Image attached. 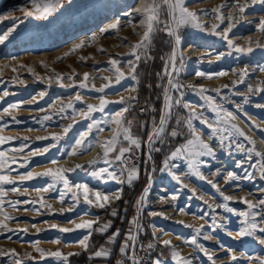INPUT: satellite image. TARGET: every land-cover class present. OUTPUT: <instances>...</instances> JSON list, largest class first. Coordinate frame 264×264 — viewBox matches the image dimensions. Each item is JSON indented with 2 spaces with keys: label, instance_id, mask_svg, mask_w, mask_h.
I'll list each match as a JSON object with an SVG mask.
<instances>
[{
  "label": "rangeland",
  "instance_id": "1",
  "mask_svg": "<svg viewBox=\"0 0 264 264\" xmlns=\"http://www.w3.org/2000/svg\"><path fill=\"white\" fill-rule=\"evenodd\" d=\"M41 2L47 3L48 0ZM146 2L150 0H72L71 4L69 0H61L63 7L53 12L48 20H37L34 17L26 18L24 12L20 10L24 8L33 10L30 0H0V17H4L0 19V35H4L9 29L13 30L8 39L0 43V97H3L0 99V137L13 138L0 145V151L4 152L7 161L5 167L0 169V175H8L15 180L18 175L28 171L36 174L48 169L73 168L75 171L66 173L71 184H86L90 189L120 195L119 199H113L106 207L99 208L85 204L82 194L80 202L74 204L70 192L61 202L60 192L64 191L62 184H57L55 189L48 192L37 193L36 189L45 188L52 183L47 177L23 182L16 180L15 185H4L8 194L0 197L2 201L0 221L8 227L0 228V252L8 255H0V264H14L17 259L23 264H63L54 257L40 260V254L35 250L37 246L45 252L59 250L68 256L67 264H74L73 257L85 251L92 252L97 239L100 238L104 241L98 250L103 246L111 252L108 257H112L113 248L119 237L121 244L117 262L120 264H132L130 259L132 252L137 257L136 264L144 262L154 264L157 259L161 260L162 264H176L171 258L173 250L190 259L192 264H213L203 251L186 242L191 241L194 236L197 242L212 254L215 264H260V261L264 260V245L260 244L258 239L240 238L236 235L242 227L243 219L237 213L246 210V205L240 201L244 198L252 201L264 199V178H261L258 168L249 167V163H256L255 156L251 162L247 161L246 154L237 151L235 144H232L231 148L225 147L221 150L218 138L209 139L211 129L194 120L196 134L216 151L215 159L200 157L201 160L208 162L200 169L205 179L193 175L188 167V161L183 159L174 161L179 167L172 169L181 177L180 183L174 180L168 171H161L171 151L186 143L187 139H191L187 125H177L176 122L177 116L188 115L189 109L183 108L184 103L191 105L197 114L203 113L201 118H207L215 125V113L208 107V101L199 94L201 88L208 90L205 96L213 97L219 108L235 115L236 119L231 123L255 142L256 151L264 153V91H255L257 88L264 89V71H261V68H264V46H256L257 43L264 45V33L258 29L259 21L264 19V4H253L252 0H239L240 5H248L241 14L236 0H187L190 10L199 13V21L205 31L200 32L190 26L180 29L182 43L179 52L184 57V64L181 66L177 58V71L173 77L174 82L178 81L184 87L179 90L171 89L169 95L173 102L180 99L181 105L173 103V114L165 126V133L162 134V139L154 140L151 145L152 159L148 160L150 151L148 136L153 130L154 122L156 125L159 124L164 109V89L169 87L165 64L173 48V38L163 30L153 34L151 46L147 50L148 58L142 56L136 69L137 79L132 80L128 75L130 69L126 61L133 59L129 55L131 45L140 40L145 30L139 24L141 17L133 13V10ZM217 7L224 17L232 16L233 22L238 21L229 33V39L236 47L245 49L251 47L252 52H236L235 48L230 49L227 46V41L209 34L214 24L220 25L217 29L219 32L229 23L227 19L223 23L216 19V13L211 10ZM201 9L206 10L207 15L200 13ZM125 13L133 15L128 17L124 15ZM117 18L121 19L117 30L101 33V29ZM166 18L165 10L161 12V20ZM129 19L132 23H127ZM160 27L163 28V24ZM81 43L80 48L73 50L76 44ZM160 46L164 52L158 56ZM221 53L224 55L217 59ZM110 59L120 61L118 66L126 74V78L120 84H115ZM155 61L162 65L161 70L153 68ZM152 68V73L158 81V90L154 97L150 95L143 97V76L146 73L152 74ZM245 70L248 75L241 83L240 74ZM197 71L227 74L208 78L197 76ZM85 72L90 74L89 80L85 82L88 88H81L80 83ZM58 76L60 79H57ZM109 80L112 81V85L106 88L104 93L92 89V85L100 88ZM145 86L155 91L151 83ZM249 87L254 91L249 92ZM5 92L8 93L7 96H4ZM78 95L80 100L76 99ZM101 95L108 101H118L121 97L125 99L129 107L125 116L127 120L132 121L131 135L141 141L140 148H133L132 152L125 154L126 163L115 162L116 153L109 154L108 159L113 162V168L117 170L118 177L124 181L123 183L116 181L105 183L97 180L91 176L93 169L89 164L81 163L79 165L82 167L76 168L77 164L72 162L75 156L91 154L101 134L104 136L112 130L111 135L102 138V142L113 136L116 127L114 124L109 121L105 130L97 133L95 122L104 127L103 122L125 105L109 103L103 113L99 111L91 113L89 118L82 115L87 113V105L99 106ZM133 97L135 99L130 100ZM14 104L20 106L9 107ZM5 108H9L8 113H4ZM89 124L94 125L91 132L88 130ZM69 125L71 128L65 133L64 130ZM173 129L180 135L172 137L170 133ZM81 134H86L88 143L84 145L85 150L72 154L73 148L76 147L75 141ZM224 135L227 136L228 133L225 132ZM41 137L45 139H40ZM54 137L60 139L55 140ZM236 140L245 147H250L243 137H236ZM225 144H228L227 140ZM121 146L128 147L129 143L121 138L117 148ZM20 148L23 150L17 151ZM44 148H48V151L42 152ZM37 150H41L42 154L32 155ZM93 156L95 159L101 158L95 168L105 167L103 149ZM53 160L56 161L55 164L52 163ZM240 160L245 162L238 168L236 163ZM67 161L71 163L70 166L63 164ZM133 167L138 175L129 184L128 170ZM122 168L124 173L121 176ZM218 169L221 175L215 174ZM244 169L253 173L252 179H243ZM228 171L235 172L241 179L226 184L224 176ZM209 180L219 186L220 192L233 197V200L227 202L233 212L217 207L225 201L220 192L208 183ZM13 186L19 187L20 191H10ZM145 188H148L146 194ZM73 191L76 189L73 188ZM141 195H145V200L142 205H138ZM41 198L51 207H42ZM25 200L35 203L25 204L23 203ZM16 201L21 203L15 204ZM69 208L72 210L68 211ZM61 209L64 211L61 212ZM113 211L116 212L115 216L112 215ZM128 211L129 218L125 219ZM5 215L14 219L5 220ZM78 217L96 221L91 230L84 229L85 233L89 231L92 233L87 250L83 247L78 250L67 248L77 243L82 230L70 233L58 231V228H75L73 222H82L77 220ZM134 220L138 221V226L133 223ZM256 221L260 227H264L260 216L256 217ZM67 222L72 224L67 225ZM108 223L111 227L105 232H100L99 229ZM53 224L58 228H51ZM8 229H27V232ZM117 229L120 230V235L114 242H109V237ZM130 229L136 240L134 244L129 242V248L122 254L120 248ZM197 229L200 230L199 234ZM261 235L257 230L256 237ZM205 236H210L211 239H205ZM58 238L60 242L55 243ZM163 240H170L171 245L165 247ZM35 242H38V245ZM149 244L153 246L149 248ZM13 251L16 253L15 256L11 255ZM94 252L90 253L91 257H95ZM70 253L72 255H69ZM233 254L237 257L235 261L231 260ZM29 255L35 259H27Z\"/></svg>",
  "mask_w": 264,
  "mask_h": 264
},
{
  "label": "snow or ice",
  "instance_id": "2",
  "mask_svg": "<svg viewBox=\"0 0 264 264\" xmlns=\"http://www.w3.org/2000/svg\"><path fill=\"white\" fill-rule=\"evenodd\" d=\"M32 4L33 10H28L26 8L20 9L24 12V16L27 17H34L37 20H48L49 16L53 14V12L58 11L61 7H63V4L61 3V0H55L53 3L52 0H48L47 3H42L41 0H30ZM69 3H72V0H69ZM253 4L260 3L264 4V0H252ZM236 4L238 6V11L243 14L245 12L247 4L240 5L239 0H236ZM166 10V19L161 20V12ZM213 13H216V19L219 20L221 23L225 19L229 21L227 26L222 29L221 31H217V29L220 27L219 24H214L212 26L211 31L209 32L210 35L213 36H219L222 40L227 41V46L231 48H235L236 52H252V48L248 47L247 49L236 47V45L233 43L232 40L229 39V33L232 32L233 28L236 26V23L238 21L233 22V17L228 16L224 17L221 13V10L219 7L213 8L211 10ZM133 13L139 15L141 19L139 20V24L145 29L143 34L140 36V40L131 45V52L129 55L133 57V59H129L126 61L130 71L128 75L131 77L132 80L137 79L136 75V69L137 65L140 62L142 56L147 59L148 58V49L151 46L152 36L157 31H166L167 34L173 38V48L171 51V54L168 58V62L165 64V75L169 77L168 79V88L164 89V109L162 111V114L159 119V124L156 125L155 122L153 124V130L148 136V144L150 146V151L148 155V160L152 159L151 156V145L153 144L154 140L156 139H162V134L165 133V126L168 123V120L172 117V109H173V103L175 105H181V100L176 99L173 102V98L169 95V92L171 89L179 90L181 87H184L181 85L178 81L174 82L173 74L177 71L176 68V62L177 58H179V63L181 66L184 64V57L179 52V46L182 43V35L180 32V29L190 26L195 30H198L200 32H204L205 28L199 21V13L197 11L190 10V8L187 6V0H150V2H146L142 4L140 7H137L133 10ZM133 13H125L124 15L131 17ZM200 13H203L204 15H207V11L201 9ZM4 17H0V19H3ZM127 23H132L131 19L127 21ZM121 24V19L117 18L113 23L109 24L107 27L101 29V33L109 32L110 30H117ZM163 24V28L160 27V25ZM258 29L261 33H264V19H261L258 24ZM12 29H9L8 32H6L4 35H0V43H3L5 40L8 39V36L11 35ZM82 46L81 44H76L73 48L75 50L76 48H80ZM257 47H262L264 45H261L257 43ZM68 53H65L67 55ZM231 55V53H228ZM224 54L221 53L217 56V59H220ZM111 65V70L115 74V84H120L121 81H123L126 78V74L121 71L120 67L118 66L120 64V61L116 59H110L109 61ZM169 68H171V71H169ZM261 71H264V68H261ZM225 72H204V71H197L196 75L199 77L207 76L208 78H212V76H221L226 75ZM247 71H243L240 74V82H243V79L245 76H247ZM90 78V74L85 72L83 74V80L80 83L81 88H88V84L85 83ZM57 79H60L58 76ZM112 85V81L109 80L108 83H106L103 87L96 88L95 85H92V89H94L96 92L104 93L105 89L110 87ZM249 92L254 91L251 87H249ZM207 89L201 88L199 91V94L208 101V107L211 108L212 112L215 113V125L213 123H210L207 118H201L203 116V113L197 114L194 108L189 105L188 103H184L182 106L185 109H189L188 115L186 117H180L177 116V125H187L188 128V135L191 136V139H187L186 143L181 144L179 147H176L173 151H171L170 156L165 159L164 166L161 168V171H168L171 177L176 180L178 183L181 182V177L176 174V172L172 171L173 168L179 167L177 163H174V161L179 160H187L188 161V167L191 170L193 175L198 176L200 179H205L203 173L201 172V166L207 164V161L201 160L200 157H211L212 159L216 158V151L213 149V147L206 143L200 135H197L196 128L193 124L194 120H198L201 125H206L209 129H211V132L209 133V139L218 138L219 140V146L220 149L223 150L225 147L231 148L232 144H235V149L237 151L243 152L246 154L247 161L251 162L253 159V156L257 158L256 163L252 164L249 163V167L252 169L258 168L261 178H264V153H261L259 151H256L255 149V142L251 140V138L247 137L245 133L239 129L235 124H232L231 121L236 119L235 115L232 112L227 111L226 109L219 108L213 101V97L211 96H205V93L207 92ZM256 92L264 91V89L257 88L255 89ZM8 93L5 92L4 96H7ZM43 95V94H41ZM183 93H181V96ZM0 99H3V97H0ZM77 100H80V96L78 95L76 97ZM131 99H135L130 98ZM109 103H118L121 105H125L120 108L119 111L115 112L114 115H111L108 120L104 121V127L101 126L99 122H95V130L97 133L104 131L105 127H107L109 121L111 124H114L116 127L113 130V136L101 143V148L103 149V163L105 167L95 168V165L100 161V157L94 159L89 163V167L93 170L91 171V176L96 178L97 180L103 181L107 183L108 181H116L117 183H123L124 181L119 179L117 170L113 168V162L108 159L110 153H116L114 156L115 162H121L126 163L125 160V154L130 153L133 151V148H140L141 147V141L138 138H134L131 135L130 128L132 121L127 120L125 113L129 111V107L126 104V101L123 97L120 98L118 101H108L104 98L103 95L99 97V106H94L92 104L87 105V113H82V115H85L86 118L90 117L91 113L94 112H101L103 113L105 110V107ZM19 104L10 105V108H17L19 107ZM71 106V104L69 105ZM4 113L9 112V108H5ZM47 119V117L45 118ZM94 125L89 124L88 130L89 132L92 131ZM71 128V125L65 128V133L69 131ZM227 132L228 135L225 136L224 133ZM172 137H177L180 135V133L173 129L170 133ZM236 137H243L248 145L250 147H245L244 144H241L237 142ZM121 138L123 141H127L129 143L128 147H119L117 148V144L120 142ZM13 138H5L0 137V145H3L6 143V141L11 140ZM40 139H45L41 137ZM55 140H59L60 137H54ZM228 141V144H225V141ZM86 141V134H81L79 139L75 141L76 147L73 148L72 154H77L78 152H82L84 149V145L87 144ZM90 147L91 145L88 144ZM23 149H17V151H22ZM155 151H159V149H154ZM48 148H44L42 152H47ZM41 150H37L36 152H33L32 155H38L42 154ZM13 162H15V158L13 157ZM5 154L4 152L0 151V169H3L6 164ZM244 160L237 161L236 167H242L244 164ZM25 163H27V160H25ZM52 163H56L55 160L52 161ZM24 166V165H21ZM82 166L77 165L76 168H81ZM14 169H9V171H12ZM75 171L73 168L64 169V168H57L55 170L48 169L43 173H36L34 174L31 171H28L22 175H18L16 179L14 180L8 175H0V197L7 196V191L4 188V185H15L16 180H19L20 182L26 181V180H32L34 178H40V177H47L52 180V183H49L47 187L45 188H39L36 189L37 193L40 192H48L49 190L55 189V186L57 184H62L64 191L60 192V200L61 202L64 201L65 195H67L69 192L71 193V198L74 202V204H78L80 202L81 194L83 196V202L87 205H95L99 208L106 207L113 199H119V194H106L99 190H93L88 187L86 184H71L69 179L66 176L67 172ZM124 173V169H120V175L122 176ZM244 176L243 179H252L253 173L250 172L248 169H244ZM216 175H221L219 169L215 173ZM137 170L133 167L132 169L128 170L127 175V182L131 184L135 178H137ZM241 177L238 176L233 171H228L226 176H224V182L226 184L238 181ZM209 184L212 185V187L216 188L218 192H220L219 186L214 183L212 180L208 181ZM73 188L76 189V191H73ZM10 191L12 192H19V187L13 186L10 188ZM148 191V188L144 189V193L146 194ZM220 196L222 197L223 201L225 203L217 205V207H222L228 212H233L234 210L228 206V201L233 200L232 196L225 195L223 192H220ZM94 198V199H93ZM175 199V197H173ZM145 200V195H141L140 199L138 200V205H142ZM41 205L42 207H51L50 205H46L43 201V198H41ZM246 205V210L241 211L237 213L239 216H241L243 219L241 221L242 227L237 231L236 235L240 238L245 237H254L259 240V243L264 245V227H260V225L256 221V217H261V223H264V199H260L259 201H252L248 200L247 198L242 199L240 201ZM2 203V201H0ZM11 203V202H10ZM21 201H16L15 204H20ZM23 203H35V201H28L25 200ZM15 206V205H13ZM68 211H71L72 209H67ZM64 209H61V212H63ZM112 215L115 216L116 212L113 211ZM152 215H160L159 213H152ZM5 220L8 219H14L13 217L5 215ZM203 218V217H201ZM75 228H58L57 225L53 224L50 227L51 228H58V231L61 233H70L78 229H88L91 230L93 227V224L96 223L94 220H82L80 223H75ZM134 224H137L138 221L134 220ZM213 224L215 225V220L213 221ZM7 224L3 223V221H0V228L7 229ZM111 227L110 223L105 224L102 228L99 229L100 232H105L107 229ZM203 225L201 226V228ZM259 230V232L262 234L260 237H256V232ZM8 231H22L27 232V229H20V230H12L8 229ZM39 231V230H38ZM200 230L197 229V234H199ZM91 231L88 232L87 235H85L83 238L78 239L76 242L81 245L85 250L89 247L88 240L91 236ZM120 235V230L117 229L111 237H109V242H114L116 238ZM155 235V233H154ZM11 239V237H8ZM205 239H211L210 236H205ZM136 240V237L131 235V229L129 230V235L126 236L125 242L123 246L120 248V252L122 254L126 253V250L129 248L130 243L132 242L134 244ZM55 243H59V238L54 241ZM192 245H195L196 248L200 251H203L205 255L207 256L209 261H212L213 264H215V261L213 260L212 254L208 253L207 250L203 247V245H200L196 237L194 236L191 241H186ZM38 245V242H35ZM163 245L165 247H168L171 245L170 240H163ZM153 245L149 244L148 247L151 248ZM39 254V259L43 260L46 257H54L58 261H62L63 264H67L68 256L64 255L61 251L57 250L54 252H45L43 249H40L38 246L35 249ZM134 250V249H133ZM0 255H8V253L0 252ZM11 255L15 256L16 253L13 251ZM69 255H72L71 253ZM111 255L110 250H107L105 247H101L99 250L94 252V256L97 258L100 257H108ZM171 258L176 261V264H192V261L188 258L183 257L180 252L173 250L171 253ZM27 259L32 260L35 259V257L28 256ZM133 259V264H136L135 257ZM231 260L235 261L237 260L236 255L231 256ZM14 264H23V262L19 259L15 260ZM154 264H162V261L157 259ZM260 264H264V260L260 261Z\"/></svg>",
  "mask_w": 264,
  "mask_h": 264
},
{
  "label": "trees",
  "instance_id": "3",
  "mask_svg": "<svg viewBox=\"0 0 264 264\" xmlns=\"http://www.w3.org/2000/svg\"><path fill=\"white\" fill-rule=\"evenodd\" d=\"M163 47L160 46L159 49H158V56L163 54ZM158 60V59H157ZM159 68L160 70L162 69V65H158L157 64V61L154 62V65H153V68ZM153 68L151 69V73L153 72ZM143 82H144V85H142L144 88L142 89V96L143 97H147L148 95H150L151 97H154L157 90H158V87H157V79L155 77V75L152 73H146L144 76H143ZM147 83H151L152 84V87L155 91H153L152 89H148L146 88L145 84ZM129 191V190H128ZM127 193V192H126ZM121 204V203H120ZM118 204V205H120ZM122 205V204H121ZM120 205V206H121ZM129 211L128 213L126 214V218L125 219H128L129 218ZM117 221L115 220V223ZM104 241V239H97V244L95 245V247L92 249L93 251H96L98 250L100 244H102ZM121 244V237L118 238L117 240V243L115 245V247L113 248V255L112 257H100V258H97V257H91L92 254L90 253H93L90 252V251H85L83 252L82 254L78 255V256H74L72 261L74 262V264H120L119 262H117V253H118V250H119V246ZM90 252V253H89Z\"/></svg>",
  "mask_w": 264,
  "mask_h": 264
},
{
  "label": "bare ground",
  "instance_id": "4",
  "mask_svg": "<svg viewBox=\"0 0 264 264\" xmlns=\"http://www.w3.org/2000/svg\"><path fill=\"white\" fill-rule=\"evenodd\" d=\"M221 81V80H220ZM214 82H216V81H214ZM217 84V83H216ZM216 86V85H215ZM111 133H112V130L109 132V133H106L104 136H109V135H111ZM104 136L101 134L100 135V137L98 138V140L96 141V143H95V148H94V150H93V152L91 153V154H87V155H84V156H75L74 158H73V163H75V164H77V165H79V164H81V163H87V164H89V162H91L93 159H95V157L93 156L96 152L97 153H99V152H101L102 151V148H101V142L103 141V139L102 138H104ZM95 152V153H94ZM63 164H66V165H68L69 164V166L71 165V163H69V161H67V162H63ZM73 166H75V165H73ZM94 189V188H93ZM95 190V189H94ZM77 220H79V221H81V220H83V219H81V217H78L77 218ZM80 223V222H79ZM67 225H71L72 223L71 222H67L66 223ZM80 230H82V231H80V234H81V238H83L85 235H87L88 233H85V230L84 229H80ZM80 238V239H81ZM175 241H177V240H175ZM81 245H79L78 243H73V244H71V245H69L67 248L68 249H72V250H78V249H81ZM66 248V249H67Z\"/></svg>",
  "mask_w": 264,
  "mask_h": 264
},
{
  "label": "built area",
  "instance_id": "5",
  "mask_svg": "<svg viewBox=\"0 0 264 264\" xmlns=\"http://www.w3.org/2000/svg\"><path fill=\"white\" fill-rule=\"evenodd\" d=\"M134 255H135V253H134V252H132V253H131V256H130V259H131V261H132V264H133V259H132V258H133V257H135V260H136V258H137V257H136V256H134ZM143 264H146V263L144 262Z\"/></svg>",
  "mask_w": 264,
  "mask_h": 264
}]
</instances>
